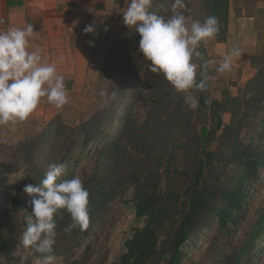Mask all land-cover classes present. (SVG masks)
I'll use <instances>...</instances> for the list:
<instances>
[{"label": "trees", "instance_id": "16d2710c", "mask_svg": "<svg viewBox=\"0 0 264 264\" xmlns=\"http://www.w3.org/2000/svg\"><path fill=\"white\" fill-rule=\"evenodd\" d=\"M172 1L157 0L150 10L170 16ZM202 2L207 16L218 18L220 38V32L226 33L229 0ZM185 15L191 16L188 7ZM138 41L134 40L127 50L123 46L116 55L112 74L123 84L111 89V99L100 110L77 125L53 119L33 138L18 144L12 153L15 160L0 161V168L19 161L27 163L26 180L35 186L51 163H66L64 179L74 178L83 151L91 150L92 144H101L97 148L98 165L82 178L89 192L88 228L65 232L72 220L67 211L59 210L55 214L53 251L43 254L70 257L101 223L106 210L113 207L111 203L132 192L136 216L145 224L136 227L128 238L126 251L116 264H214L220 257L224 258L222 264H256L261 254L256 247L264 237V58L256 74L237 93L224 88L222 98L209 99L205 91H199L195 109L189 108L182 95L179 110H168L171 84L163 73L151 72V62L143 54L133 53L139 47ZM123 59L127 70L118 74ZM142 72L143 80L139 78ZM147 72L149 80L144 78ZM151 80L152 98L158 109L134 114L145 88L138 85ZM127 99V110L120 113ZM224 112L231 115L228 123L223 120ZM201 113L211 114L212 126L198 127ZM116 123L118 132L111 138L109 126ZM214 142L218 146H212ZM152 145L153 151L149 150ZM139 147L155 160L166 161V189H162L163 175L155 174L163 160L158 168L148 167L143 176H138L132 162L118 168L116 162L123 159L127 149L132 154ZM181 150L192 158L191 168L178 165L180 159L176 157ZM22 195L20 189L12 200V211L0 218V258L5 260L13 257L27 227L25 217L31 215L32 204L26 205ZM205 228L207 236L197 238ZM85 247L88 250V244ZM87 254L90 259L91 253L83 252L84 257Z\"/></svg>", "mask_w": 264, "mask_h": 264}, {"label": "clouds", "instance_id": "9594fccd", "mask_svg": "<svg viewBox=\"0 0 264 264\" xmlns=\"http://www.w3.org/2000/svg\"><path fill=\"white\" fill-rule=\"evenodd\" d=\"M123 23L136 27L141 39L139 51L150 61V70L163 73L174 89L183 93L184 102L191 109L198 106L191 90L206 91L209 62L198 50L201 42L214 38L220 31L219 20L210 15L202 22L185 15L184 0H173L171 15L162 16L150 9L152 0H125ZM141 22V23H138ZM95 31L87 25L84 32ZM33 25L9 28L0 32V125H16L25 121L37 108L42 98L61 108L69 102L63 75L58 74L54 63H43L38 51H29V38ZM241 50L234 47L224 55L216 71L231 72L234 57ZM196 58L203 61L199 71ZM199 76V79L197 78ZM68 166L63 162L51 163L38 185H26L32 204L31 215L25 217L27 227L20 237L25 248L51 253L55 244V214L63 209L70 214L72 223L64 231H81L89 226V192L79 176L64 179ZM38 194V195H37ZM48 261L52 257H47Z\"/></svg>", "mask_w": 264, "mask_h": 264}, {"label": "rangeland", "instance_id": "374dc122", "mask_svg": "<svg viewBox=\"0 0 264 264\" xmlns=\"http://www.w3.org/2000/svg\"><path fill=\"white\" fill-rule=\"evenodd\" d=\"M156 1L157 0H152V5L155 4ZM184 3L186 4V7L191 10V16H189L190 22L192 20H199L202 22L207 17L208 11L205 9L202 0H184ZM126 7L127 4L124 1L121 6L114 9L105 19L102 40H99L100 43L97 44L101 50L97 52L98 57L95 59L96 64L87 69L86 77L83 78L81 83L76 84L77 82H68L69 79H71L70 75L73 73L69 71V68H61V74H58L63 75L64 77V83L69 97V102L67 104L61 108H56L54 105L49 104L45 97L41 99L37 108L25 121L19 122L14 126L0 125V161L9 162L15 160V158L12 157V153L17 149L18 144L25 139L33 138V136L44 130L48 123L53 119H59L69 125H77L88 119L91 114L100 110L105 102L111 99V89L113 87H122L123 82L118 83V80H116L117 76L112 74V68L116 61L115 57L122 50L121 48L123 46H125V49L127 50L132 48L134 40L140 41L141 39L135 26L130 28L123 23V11L126 10ZM198 50L202 53L203 59L209 62L208 54L202 42ZM133 53H141L139 47L137 51H133ZM194 62L197 64L199 71L200 65L203 61L196 58ZM217 67H210L209 65L208 87L205 91L209 99L222 98L223 87L226 85L221 84V82L219 83L221 78L218 76L223 77L226 76L227 73H223L224 75L221 73L217 74ZM123 70H127L126 60L121 61V66L117 70V73L119 74ZM142 74L143 72L139 76L140 79H142ZM144 78L149 80L150 76L148 72L144 74ZM197 78L199 79V76ZM123 81H125V79ZM153 82L154 81L151 80L147 81L146 84L138 85L139 88H142V86L145 88L143 89L140 100H138L136 109L133 110L134 114L145 113V110L158 109L153 101L154 98H152V92L154 91ZM170 88L172 89L170 90L171 97L169 99L170 105L168 110H179V99L184 94L177 92L172 85ZM191 92L198 101L199 91L191 90ZM147 97H149L150 101L144 102V99ZM127 104H129V99L125 100V104H122L120 113L127 110ZM164 109L165 108L162 110ZM222 116L225 123L230 122V113L224 112L222 113ZM199 120L202 122L198 125L199 128L204 124L212 126L214 122L209 113L206 115L201 113L199 115ZM118 124L119 123L109 126L111 138H114L117 134ZM219 133L220 132H218V134ZM99 144L100 143H98V146L97 144H92L89 147L91 150H88V152L83 151L81 154L83 155V159L78 160L79 163L77 164L78 168L75 176H79L82 179L90 171L95 169L98 165L97 160L99 152L97 148L99 147ZM212 146L216 147L218 145L214 142ZM151 148L153 151L154 145H152L149 150ZM137 151L138 152L134 151L131 154L130 149H127L126 153L122 156L123 159H121L119 163L116 162L118 168H125L130 162H132V167L135 171L139 172L138 176H143L146 175L145 170H147L148 167L152 165L158 168V162L163 160L160 158L158 161L155 160L152 157V154H146V152L140 147L137 148ZM177 158L180 159L178 165L182 166V169L192 167V164L190 163L192 158H189L187 153L181 150L178 152V157H176V159ZM160 164V169L159 171L157 170L155 174L161 173L163 175L161 184L162 189L164 190L166 189L167 184V179L165 178L168 174L167 171H165L167 163L163 160ZM85 170H87L86 174L84 173ZM263 173L264 169L261 170V174ZM28 175L27 163H20V161L17 163H9L7 168H0V218L4 216V214L12 211V200L18 194L20 189L23 190L22 197L26 200V205H31L32 197L24 191L25 186L30 184L26 180V176ZM128 193L130 192L128 191ZM131 194L132 192L129 195L122 196V199H116L115 202L111 203V205L113 204V207L110 210H106V216L104 217L103 215L101 223L96 225L93 233L84 241V245L75 249L70 257L51 256L52 260L49 262L47 259V257H49L48 255L43 254L32 247L25 248L21 244V241H18L11 260L0 258V264H116L120 261L121 256L126 251V242L128 238L133 234L136 227H142L145 224L143 218L136 216L134 202L131 200ZM261 197H263V194H261ZM169 226L170 224H168L167 229ZM204 232H207L206 228L199 235L200 237L197 238L206 237L207 234ZM198 243L203 245V241L199 239ZM87 244L89 247L88 250H85ZM83 252L91 253L90 259H88V254L84 257ZM214 252L215 250L213 253ZM256 252L261 253L260 256H256V264H264V237L262 238V241L258 243ZM219 260L220 261L215 260L214 264H222L224 258L220 257Z\"/></svg>", "mask_w": 264, "mask_h": 264}, {"label": "crops", "instance_id": "0c3cea01", "mask_svg": "<svg viewBox=\"0 0 264 264\" xmlns=\"http://www.w3.org/2000/svg\"><path fill=\"white\" fill-rule=\"evenodd\" d=\"M124 1L0 0V32L33 25L28 50L38 51L43 63H54L58 73L69 68L73 74L68 82L78 84L96 64L105 19ZM90 24L95 31L86 34L84 28ZM225 32L202 44L210 67H217L234 47L241 50V55L233 58L231 72L218 76L219 83L226 84L223 88L236 93L256 74L264 58V0H229Z\"/></svg>", "mask_w": 264, "mask_h": 264}]
</instances>
